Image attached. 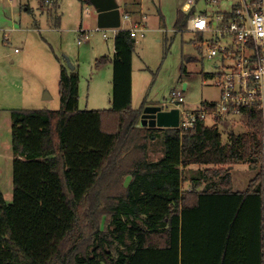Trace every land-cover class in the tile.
I'll use <instances>...</instances> for the list:
<instances>
[{"label": "trees", "instance_id": "trees-1", "mask_svg": "<svg viewBox=\"0 0 264 264\" xmlns=\"http://www.w3.org/2000/svg\"><path fill=\"white\" fill-rule=\"evenodd\" d=\"M194 14L178 10L175 27L185 30ZM136 44L120 29L115 57L97 60L113 63L111 107L80 109L79 71L62 63L59 109H11L12 149L25 159L13 160L11 202L0 188V264H262L260 114L247 110L248 132H230L225 144L203 118L188 129L142 124L147 102L133 106ZM154 139L164 146L158 161L149 159ZM236 161L257 168L242 191L227 170ZM191 165L198 168L184 171ZM186 172L192 185L183 189Z\"/></svg>", "mask_w": 264, "mask_h": 264}, {"label": "rangeland", "instance_id": "rangeland-1", "mask_svg": "<svg viewBox=\"0 0 264 264\" xmlns=\"http://www.w3.org/2000/svg\"><path fill=\"white\" fill-rule=\"evenodd\" d=\"M236 1L220 0L219 10L230 9ZM187 2L192 3L195 15L208 9V16L211 17L217 11V6L210 0ZM11 4L19 8L20 16L10 21L12 29L7 28L6 33L0 30V188L4 189L9 202L13 200L10 176L11 109H59L61 63L68 67L72 63L79 71L80 109L111 107L114 68L111 63L99 64L97 58L115 56L114 29H97V12L91 3L60 0V7L53 11V5H45L43 0H13ZM120 4L123 12L126 7L137 10L141 0H124ZM26 6H31L32 10L26 11ZM142 8L146 13L147 27L145 36L137 38L133 56V106L140 107L145 100L165 108L178 107L180 104L171 98L174 89L185 90L182 106L186 109L198 110L205 101L219 100L217 73L220 70L216 62L221 56L208 58L209 36L197 37L199 32L187 28L178 30L175 18L169 12L163 9L165 16L160 15L157 0H143ZM140 20L138 18L133 22ZM133 22L124 19L120 29H129ZM35 23L40 24V30L35 29ZM104 32L108 39L104 37ZM81 36L82 42L79 43ZM207 73L213 76L208 77ZM45 95L50 98L43 99ZM205 124L218 125L224 144L229 141L230 132L243 134L249 130L238 114L218 121L206 116ZM162 147L160 139L152 141L150 157H159L164 149ZM227 170L233 176L234 189L242 190L255 176L257 168L252 167L249 161H236ZM186 174L190 177L192 173ZM187 181L183 186L191 187Z\"/></svg>", "mask_w": 264, "mask_h": 264}, {"label": "built area", "instance_id": "built-area-1", "mask_svg": "<svg viewBox=\"0 0 264 264\" xmlns=\"http://www.w3.org/2000/svg\"><path fill=\"white\" fill-rule=\"evenodd\" d=\"M210 2L217 6L214 15L190 16L187 29L209 36L208 58L221 56L216 62L220 70L217 73L220 98L212 101L211 108L186 109L182 106L185 90L174 89L171 98L180 104L179 127L192 128L199 118L205 119L206 116L218 121L228 115L238 114L245 120V113L250 110L260 114L264 130V0H237L227 10H219L220 0ZM123 18L130 20L128 14ZM140 19L129 28L131 36L136 40L146 33V18ZM113 29L117 33L120 27ZM104 37L108 39L105 32ZM81 42L82 36L79 39ZM226 59L230 62L226 63Z\"/></svg>", "mask_w": 264, "mask_h": 264}, {"label": "crops", "instance_id": "crops-1", "mask_svg": "<svg viewBox=\"0 0 264 264\" xmlns=\"http://www.w3.org/2000/svg\"><path fill=\"white\" fill-rule=\"evenodd\" d=\"M12 1L13 0H0V30H5V32L4 33H6V31H7V28H9V29H12V27H9V24L11 23L10 21H12V19L13 18H19V16H20V14H19V8L18 7H16V6H13L11 3H12ZM118 2H119V4H120V2H123L124 0H117ZM158 2H159V5H160V9H161V11H160V15L162 16V17H164L165 15H164V11H163V9L165 10V12H169L170 13V16H173V18H175V19H173L174 20V24L176 23V19H177V15H178V10H185V11H188L190 8H192V3L190 2V3H188L187 2V0H157ZM187 2V3H186ZM171 4V5H170ZM120 7H121V4H120ZM143 0H141V6H139V9H138V11H137V13H135V14H133V13H126V12H123L122 11V20H124V15L125 14H128L129 16H130V20L133 22L135 19H140L141 17H145L146 18V13H144V11H143ZM20 9H21V7H20ZM25 10L26 11H31L32 10V7L31 6H26V8H25ZM121 10H122V7H121ZM199 14H209L208 13V9H205V10H201V12L199 13ZM133 19V20H132ZM34 27H35V29H38V30H40V24L39 23H35L34 25H33ZM115 33V32H114ZM115 35H116V33H115ZM18 50V49H17ZM110 57V56H109ZM115 57V56H114ZM114 57H110L111 59H113ZM97 60H98V58H97ZM108 63H111L112 65H113V63H112V61H110V62H108ZM108 63H105V64H108ZM62 64V63H61ZM102 65V64H101ZM60 71H61V66H60ZM59 76H60V73H59ZM184 87H186V85H184ZM48 98H50V96L48 97ZM43 99H46V98H43ZM47 100H49V99H47ZM151 101H148L147 103H146V105H160V104H154V103H150ZM137 108H139V107H137ZM42 109H50V108H46V107H43ZM103 109H106V108H103ZM12 115H11V130H12ZM153 141H157V139H154ZM161 143V142H160ZM162 148H164V146L162 147ZM150 153L152 154V151H150ZM149 153V154H150ZM150 154V155H151ZM150 155H149V159L151 160V161H158L161 157H162V155H163V150L161 151V155L159 156V157H157V158H151L150 157ZM15 157H19V158H21V159H25V157H23V156H20V155H18V154H16L14 151H13V149H12V142H11V160H12V169H11V167H10V176H11V182L13 183V160H14V158ZM159 158V159H158ZM262 167H263V170H264V149H263V159H262ZM195 168H198L197 166H195V165H191V166H189V167H187V168H185V170H184V167H182V169L184 170V171H186V170H188V169H191V170H194ZM189 173V172H188ZM191 173V172H190ZM7 174H8V168H7ZM253 178V177H252ZM251 178V179H252ZM130 177H127V179H126V182L128 183L129 181H130ZM250 179V180H251ZM191 180H192V176H190V177H188V181H187V184L188 185H192V182H191ZM250 180H249V182H250ZM232 181H233V176H232ZM249 184V183H248ZM245 186V185H244ZM184 187V186H183ZM182 187V188H183ZM248 187V186H247ZM246 187V188H247ZM13 188H14V184H13ZM184 188H186V189H188V188H190V187H184ZM183 188V189H184ZM245 188V189H246ZM2 189V191H3V193H4V189L3 188H1ZM233 189H234V183H233ZM245 189H242V190H245ZM14 190V189H13ZM234 190H236V189H234ZM242 190H240V191H242ZM236 191H239V190H236ZM12 194H14L13 192H12ZM4 195H5V193H4ZM5 199L8 201V199H7V197H6V195H5ZM9 202V201H8ZM263 215H264V205H263ZM263 226H264V224H263ZM261 253H262V260H261V263L262 264H264V228H263V249H262V251H261ZM259 257V256H258ZM258 259V258H257Z\"/></svg>", "mask_w": 264, "mask_h": 264}, {"label": "water", "instance_id": "water-1", "mask_svg": "<svg viewBox=\"0 0 264 264\" xmlns=\"http://www.w3.org/2000/svg\"><path fill=\"white\" fill-rule=\"evenodd\" d=\"M97 12V25L99 28H119L122 25V10L117 0H89ZM71 70L75 69L69 63ZM45 95L44 98H48ZM144 125L158 128L179 127L180 108H165L162 105H145L141 114Z\"/></svg>", "mask_w": 264, "mask_h": 264}]
</instances>
